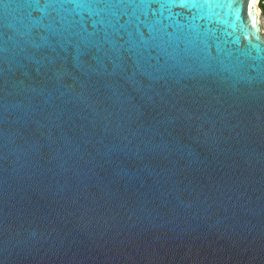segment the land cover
Masks as SVG:
<instances>
[{"label": "water", "instance_id": "obj_1", "mask_svg": "<svg viewBox=\"0 0 264 264\" xmlns=\"http://www.w3.org/2000/svg\"><path fill=\"white\" fill-rule=\"evenodd\" d=\"M260 4L0 0V264H264Z\"/></svg>", "mask_w": 264, "mask_h": 264}, {"label": "rangeland", "instance_id": "obj_2", "mask_svg": "<svg viewBox=\"0 0 264 264\" xmlns=\"http://www.w3.org/2000/svg\"><path fill=\"white\" fill-rule=\"evenodd\" d=\"M261 8H262V13L260 15V21H261V26L263 28V31H264V0L261 1Z\"/></svg>", "mask_w": 264, "mask_h": 264}, {"label": "snow or ice", "instance_id": "obj_3", "mask_svg": "<svg viewBox=\"0 0 264 264\" xmlns=\"http://www.w3.org/2000/svg\"><path fill=\"white\" fill-rule=\"evenodd\" d=\"M92 52H94V49H92V50H89V52H88V53H86V54H85V56H88V55L92 54Z\"/></svg>", "mask_w": 264, "mask_h": 264}, {"label": "trees", "instance_id": "obj_4", "mask_svg": "<svg viewBox=\"0 0 264 264\" xmlns=\"http://www.w3.org/2000/svg\"><path fill=\"white\" fill-rule=\"evenodd\" d=\"M262 1V0H261ZM264 7V6H263Z\"/></svg>", "mask_w": 264, "mask_h": 264}]
</instances>
